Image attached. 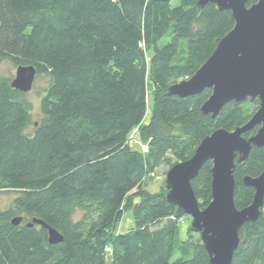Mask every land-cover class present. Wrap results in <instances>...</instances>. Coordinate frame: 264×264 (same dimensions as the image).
<instances>
[{
    "label": "trees",
    "instance_id": "16d2710c",
    "mask_svg": "<svg viewBox=\"0 0 264 264\" xmlns=\"http://www.w3.org/2000/svg\"><path fill=\"white\" fill-rule=\"evenodd\" d=\"M198 3L0 0V64L32 65L50 79L33 122L26 94L0 74V195L14 193L0 209V264H211L201 234L189 226L182 238L180 222L191 218L167 200L166 184L145 188L157 168L188 161L205 138L241 128L260 107L230 102L212 118L201 111L212 89L169 94L236 25L232 11ZM135 131L145 153L129 147ZM238 158L234 199L244 210L256 193L244 179L264 172V148ZM213 167L206 162L192 181L202 209L212 203ZM128 212L135 226L121 234ZM36 219L64 241L50 244L49 229L28 226ZM239 232L232 264H264V209Z\"/></svg>",
    "mask_w": 264,
    "mask_h": 264
},
{
    "label": "water",
    "instance_id": "95a60500",
    "mask_svg": "<svg viewBox=\"0 0 264 264\" xmlns=\"http://www.w3.org/2000/svg\"><path fill=\"white\" fill-rule=\"evenodd\" d=\"M198 1L199 9L216 4L221 11H232L236 25L195 75L174 84L168 89L169 94L185 98L212 89V95L201 108L212 118H217L220 110L230 102L259 99L260 107L249 123L235 131L220 129L213 132L199 144L191 159L174 165L166 176L167 200L192 218L191 228L201 234L211 264H232L240 245V229L247 222H257L264 209V172L255 179H244L245 185L256 191L253 203L244 210L235 206L233 176L238 156L237 162L243 163L254 146L264 148V0L250 7L249 0ZM15 76L11 87L29 94L38 75L36 68L29 65L19 66ZM256 127H259L258 132L246 139L244 134ZM210 160L214 166L212 203L202 209L192 181ZM21 222V218H15L13 225ZM36 223L49 229L50 244L59 245L64 241L58 231L40 220L36 219L28 226Z\"/></svg>",
    "mask_w": 264,
    "mask_h": 264
},
{
    "label": "rangeland",
    "instance_id": "374dc122",
    "mask_svg": "<svg viewBox=\"0 0 264 264\" xmlns=\"http://www.w3.org/2000/svg\"><path fill=\"white\" fill-rule=\"evenodd\" d=\"M17 67L14 66L10 61H4L3 63L0 64V74L2 76L5 77H9L12 78V80L16 77V72H17ZM187 80V79H186ZM50 79L48 77H37L35 82H34V88L33 90L29 93L25 95L26 100L28 101V103L30 104V107L32 108V119L33 122H36L39 120L40 118V102L42 100V94L45 92V90L47 89V87L49 86ZM151 97L149 98V103H150V107L152 106V102H151ZM151 110H149L148 112V116L146 118V121H148L150 119V114ZM29 133H32V128L27 130ZM131 137H134L131 140V144H130V148H136L138 150H140L142 153L143 152V146L145 147L146 144L144 143V141L141 140V137L138 134V131H135ZM170 168L167 166H161L159 168L156 169V171L148 177V179H146V184H145V188L150 191L151 193H156V192H160L161 188L166 184V176L167 173L169 172ZM14 200V193H2L0 195V209H5L11 206L12 202ZM125 219L123 223L125 225H127L128 223H126L127 221L131 220L134 221V216L133 214H130L129 212L125 214ZM192 222V218L191 219H184L183 221H181L180 223V227H179V232L182 236L183 239H186L189 234V226H191ZM121 224V223H120ZM119 224V225H120ZM118 225V226H119ZM122 226V224L120 225ZM123 227V226H122ZM129 228V227H126ZM129 230V229H127ZM200 233L194 232V236L193 238H198ZM110 262V260H109Z\"/></svg>",
    "mask_w": 264,
    "mask_h": 264
},
{
    "label": "crops",
    "instance_id": "0c3cea01",
    "mask_svg": "<svg viewBox=\"0 0 264 264\" xmlns=\"http://www.w3.org/2000/svg\"><path fill=\"white\" fill-rule=\"evenodd\" d=\"M124 219H125V217H124ZM123 221L124 220H122L120 223L122 224V226H120L119 225V228H118V232L119 233H121V234H123V233H125L126 231H127V229H131V228H133L135 225H134V221H131V220H129V221H127L126 223H128L127 225H125L124 223H123ZM126 227H129V228H126Z\"/></svg>",
    "mask_w": 264,
    "mask_h": 264
},
{
    "label": "built area",
    "instance_id": "2783aa9c",
    "mask_svg": "<svg viewBox=\"0 0 264 264\" xmlns=\"http://www.w3.org/2000/svg\"><path fill=\"white\" fill-rule=\"evenodd\" d=\"M134 137H131L130 138V143H129V146H130V144H131V140L133 139ZM143 152H146L147 151V147L145 146H143V150H142ZM108 249V252H111V249H109V248H107Z\"/></svg>",
    "mask_w": 264,
    "mask_h": 264
}]
</instances>
